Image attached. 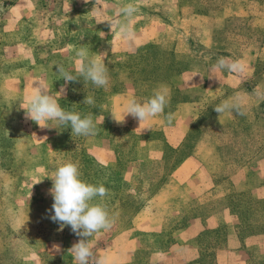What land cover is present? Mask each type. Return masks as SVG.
Instances as JSON below:
<instances>
[{
    "label": "rangeland",
    "instance_id": "obj_1",
    "mask_svg": "<svg viewBox=\"0 0 264 264\" xmlns=\"http://www.w3.org/2000/svg\"><path fill=\"white\" fill-rule=\"evenodd\" d=\"M126 2L0 0V264H74L69 250L83 237L53 222L49 194L51 178L66 162L78 164L84 181L108 189L95 202L114 224L92 238L94 258L105 257L106 264H264V100L242 97L245 115L205 110L179 151L143 144L164 139L175 121L170 113L185 93L173 79L185 66L206 64L211 82L229 72L211 71L220 57L247 58L254 73L244 88L261 86L264 0H131L137 12L128 40L110 25ZM82 46L90 58L107 53L101 59L110 82L97 88L78 78L61 93L65 81L56 66L76 75ZM37 78L65 110L91 114L97 134L72 135L70 127L26 119L20 103ZM160 86L169 89V102L145 135L135 132L131 116L124 120L125 109L111 114L107 108L111 96L142 101ZM86 96L92 104L84 103ZM193 155L208 171L196 184L199 198L184 211L177 201L164 203L161 223L140 216Z\"/></svg>",
    "mask_w": 264,
    "mask_h": 264
},
{
    "label": "clouds",
    "instance_id": "obj_2",
    "mask_svg": "<svg viewBox=\"0 0 264 264\" xmlns=\"http://www.w3.org/2000/svg\"><path fill=\"white\" fill-rule=\"evenodd\" d=\"M136 12L137 8L131 0L119 5L110 24L111 29L115 27L125 40L131 39L134 35L132 18ZM106 55L107 53L98 54L96 57L90 58L87 49L82 46L76 52V75L66 70L63 65H57L58 75L65 81L61 93L66 91L68 83L76 81L78 78H83L86 82L90 81L97 88L107 87L110 76L105 62L101 59ZM211 71L239 72L242 71V65L238 61H231L228 57H220L212 66ZM34 85L32 91L20 103L21 108L26 110V119H31L40 126L54 122L62 127H70L72 135L91 137L97 134V122L94 121L91 114L82 116L77 112L62 108L55 96L49 92L42 78H37ZM255 98L264 100V93L257 92ZM168 102L169 89L166 86L154 89L152 95L142 101L130 98L125 105L124 120L128 116H132L139 121L141 126L164 113ZM84 103L92 104L93 99L86 96ZM244 104L245 100L240 94H237L224 100L214 110L220 115L234 112L238 115H245ZM168 119L170 122L171 116ZM81 175L78 164L74 162H66L57 168L51 178L53 186L49 190V194L54 199L52 205L54 215L51 216V219L53 222L60 223L61 230L63 227L71 226L76 235L83 237L69 250L73 254L74 264H93V261L94 264H106L105 257L94 258L91 241L94 235L102 230H110L114 224L113 217L103 203L95 202L98 197L102 201L107 195L108 189L103 184L84 181Z\"/></svg>",
    "mask_w": 264,
    "mask_h": 264
},
{
    "label": "crops",
    "instance_id": "obj_3",
    "mask_svg": "<svg viewBox=\"0 0 264 264\" xmlns=\"http://www.w3.org/2000/svg\"><path fill=\"white\" fill-rule=\"evenodd\" d=\"M235 61L241 63L242 71L228 72L227 76H224L221 79H214L212 77L213 80L211 82H207V76H209L210 73L208 70H205L206 64L198 66L192 64L190 67L185 66L183 72L173 79V86L175 89L183 90L185 93L183 100H180L176 104L175 111L172 114L170 113V115L175 116V121L169 129L165 130L166 136L164 139L146 140L143 141V144L159 150L160 148L165 150L167 147L179 151L183 147L192 127L199 120V116L207 109H213L214 112V108L221 104V101L225 99L226 94L233 96L240 94L241 97L253 98L257 92L264 93V76L261 78L262 84L258 88L251 90L244 88L245 83L252 78L254 73L251 61L247 58L241 57ZM181 81L183 82V86L178 85ZM129 99V96L127 95L111 96V101H109L107 108H109L111 114L112 112L116 113V111L124 110ZM131 120L133 121V128L137 134L145 135L149 132V129L151 128V120L141 126L139 121L132 116ZM103 122L104 119L100 121L101 124ZM114 124L115 125L113 126H119V124ZM157 154H152L149 158L151 159L154 158V156H162V152L160 153L161 155ZM207 173L208 171L205 169L197 155L183 159V161L173 170L170 177L171 179L165 183L157 193L155 200L152 203L154 206L150 205L147 210H144L140 214V216L149 214V222H151L150 220H154L156 222L160 221L161 223L164 220L163 214L160 212L161 207L164 203L173 200L177 201L175 204L178 205L179 211L180 208H182L180 207L181 205H183V211L186 210L194 199L197 200L199 198V192L196 191V184ZM151 210L153 211L149 213ZM145 230L151 231V229L147 228Z\"/></svg>",
    "mask_w": 264,
    "mask_h": 264
}]
</instances>
